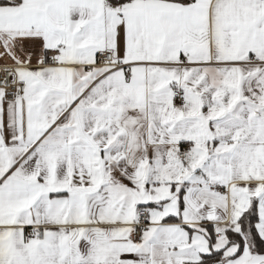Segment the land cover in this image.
<instances>
[{"label": "snow or ice", "instance_id": "snow-or-ice-1", "mask_svg": "<svg viewBox=\"0 0 264 264\" xmlns=\"http://www.w3.org/2000/svg\"><path fill=\"white\" fill-rule=\"evenodd\" d=\"M0 264H264V0H0Z\"/></svg>", "mask_w": 264, "mask_h": 264}]
</instances>
